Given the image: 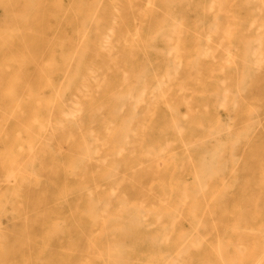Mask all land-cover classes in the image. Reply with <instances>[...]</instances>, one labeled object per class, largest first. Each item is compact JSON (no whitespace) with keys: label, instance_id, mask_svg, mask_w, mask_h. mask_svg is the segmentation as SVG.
<instances>
[{"label":"bare ground","instance_id":"1","mask_svg":"<svg viewBox=\"0 0 264 264\" xmlns=\"http://www.w3.org/2000/svg\"><path fill=\"white\" fill-rule=\"evenodd\" d=\"M0 264H264V0H0Z\"/></svg>","mask_w":264,"mask_h":264},{"label":"rangeland","instance_id":"2","mask_svg":"<svg viewBox=\"0 0 264 264\" xmlns=\"http://www.w3.org/2000/svg\"><path fill=\"white\" fill-rule=\"evenodd\" d=\"M103 117H106L105 113H102Z\"/></svg>","mask_w":264,"mask_h":264}]
</instances>
